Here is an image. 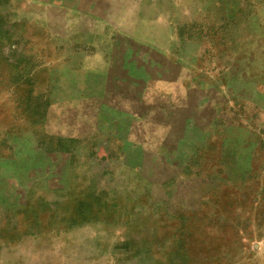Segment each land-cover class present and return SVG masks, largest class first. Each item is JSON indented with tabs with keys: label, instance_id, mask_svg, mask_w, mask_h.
I'll list each match as a JSON object with an SVG mask.
<instances>
[{
	"label": "rangeland",
	"instance_id": "1",
	"mask_svg": "<svg viewBox=\"0 0 264 264\" xmlns=\"http://www.w3.org/2000/svg\"><path fill=\"white\" fill-rule=\"evenodd\" d=\"M0 264H264V0H0Z\"/></svg>",
	"mask_w": 264,
	"mask_h": 264
}]
</instances>
